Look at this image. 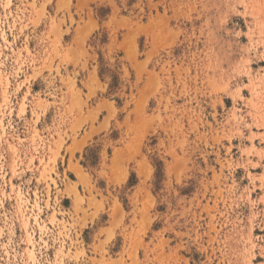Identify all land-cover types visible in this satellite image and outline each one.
<instances>
[{
  "label": "rangeland",
  "instance_id": "374dc122",
  "mask_svg": "<svg viewBox=\"0 0 264 264\" xmlns=\"http://www.w3.org/2000/svg\"><path fill=\"white\" fill-rule=\"evenodd\" d=\"M0 264H264V0H0Z\"/></svg>",
  "mask_w": 264,
  "mask_h": 264
},
{
  "label": "bare ground",
  "instance_id": "6f19581e",
  "mask_svg": "<svg viewBox=\"0 0 264 264\" xmlns=\"http://www.w3.org/2000/svg\"><path fill=\"white\" fill-rule=\"evenodd\" d=\"M132 45H133V44H132ZM133 48H134V47H133ZM115 208L117 209V206H116ZM115 208H114V209H115ZM119 209H120V208H119ZM116 211H120V210L117 209ZM121 212H122V211H121Z\"/></svg>",
  "mask_w": 264,
  "mask_h": 264
}]
</instances>
